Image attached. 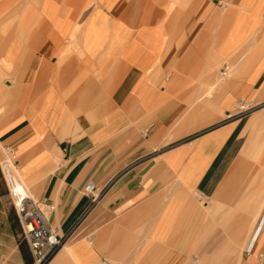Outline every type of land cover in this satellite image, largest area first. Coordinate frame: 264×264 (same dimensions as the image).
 Wrapping results in <instances>:
<instances>
[{
    "label": "crops",
    "instance_id": "crops-1",
    "mask_svg": "<svg viewBox=\"0 0 264 264\" xmlns=\"http://www.w3.org/2000/svg\"><path fill=\"white\" fill-rule=\"evenodd\" d=\"M0 147L46 264H264V0H0Z\"/></svg>",
    "mask_w": 264,
    "mask_h": 264
},
{
    "label": "built area",
    "instance_id": "built-area-1",
    "mask_svg": "<svg viewBox=\"0 0 264 264\" xmlns=\"http://www.w3.org/2000/svg\"><path fill=\"white\" fill-rule=\"evenodd\" d=\"M5 151L7 160L0 162V166L20 224L21 234L31 251L34 264H46L65 240L64 237L57 235L49 225L48 215L54 211V207L38 202L33 197L18 173L13 153L9 149ZM10 170L17 174L7 178L5 171L9 173ZM93 190L94 184L89 183L84 193L91 194Z\"/></svg>",
    "mask_w": 264,
    "mask_h": 264
},
{
    "label": "rangeland",
    "instance_id": "rangeland-1",
    "mask_svg": "<svg viewBox=\"0 0 264 264\" xmlns=\"http://www.w3.org/2000/svg\"><path fill=\"white\" fill-rule=\"evenodd\" d=\"M3 152L0 153V162L6 158ZM16 217L0 166V264H23L19 247L25 241Z\"/></svg>",
    "mask_w": 264,
    "mask_h": 264
},
{
    "label": "bare ground",
    "instance_id": "bare-ground-1",
    "mask_svg": "<svg viewBox=\"0 0 264 264\" xmlns=\"http://www.w3.org/2000/svg\"><path fill=\"white\" fill-rule=\"evenodd\" d=\"M0 148H1V147H0ZM5 160H7V156H6V158H5L4 160H2L1 162L5 161ZM5 173H6V177H7V178H9V177H11V176H16L15 171H13V170H10L9 173H7V171H5Z\"/></svg>",
    "mask_w": 264,
    "mask_h": 264
},
{
    "label": "trees",
    "instance_id": "trees-1",
    "mask_svg": "<svg viewBox=\"0 0 264 264\" xmlns=\"http://www.w3.org/2000/svg\"><path fill=\"white\" fill-rule=\"evenodd\" d=\"M16 220H17V223H18V218H17V217H16ZM18 224H19V223H18ZM24 241H25V240H24ZM25 242H26V241H25ZM25 258H26V257H25ZM25 260H26V259H25ZM27 264H30V263L27 262Z\"/></svg>",
    "mask_w": 264,
    "mask_h": 264
}]
</instances>
